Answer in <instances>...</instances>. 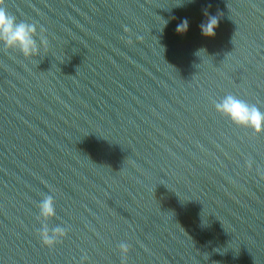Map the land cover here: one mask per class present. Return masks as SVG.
Here are the masks:
<instances>
[{
  "label": "water",
  "instance_id": "water-1",
  "mask_svg": "<svg viewBox=\"0 0 264 264\" xmlns=\"http://www.w3.org/2000/svg\"><path fill=\"white\" fill-rule=\"evenodd\" d=\"M3 7L0 264H264V129L217 107L264 113V0Z\"/></svg>",
  "mask_w": 264,
  "mask_h": 264
},
{
  "label": "clouds",
  "instance_id": "clouds-1",
  "mask_svg": "<svg viewBox=\"0 0 264 264\" xmlns=\"http://www.w3.org/2000/svg\"><path fill=\"white\" fill-rule=\"evenodd\" d=\"M5 0H0V37L4 38L9 45L19 43L25 54H30L34 50L35 41L31 34L35 32L33 25L24 22L17 23L16 17L10 15L5 7H3ZM219 26V19L215 16L209 18L206 25H201L204 35L214 36L215 29ZM188 29V22L184 20L177 25V32H185ZM218 109L231 116V118L240 124L251 125L257 131L264 129V113H261L255 106L250 107L245 102L236 99L233 96H228L222 104L217 105ZM42 213L45 216L54 215V207L52 198L49 197L41 205ZM57 232H62V229H56ZM43 243L51 246L54 241L45 234ZM123 252L127 253L128 246L121 245Z\"/></svg>",
  "mask_w": 264,
  "mask_h": 264
}]
</instances>
